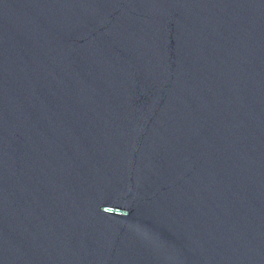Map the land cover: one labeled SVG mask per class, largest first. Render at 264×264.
I'll list each match as a JSON object with an SVG mask.
<instances>
[{
  "label": "water",
  "instance_id": "water-1",
  "mask_svg": "<svg viewBox=\"0 0 264 264\" xmlns=\"http://www.w3.org/2000/svg\"><path fill=\"white\" fill-rule=\"evenodd\" d=\"M0 264H264V0H0Z\"/></svg>",
  "mask_w": 264,
  "mask_h": 264
}]
</instances>
